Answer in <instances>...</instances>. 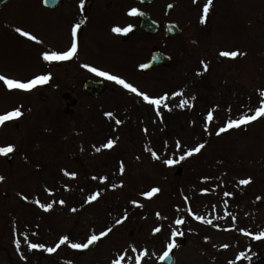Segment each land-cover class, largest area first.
<instances>
[{"label":"rangeland","instance_id":"obj_1","mask_svg":"<svg viewBox=\"0 0 264 264\" xmlns=\"http://www.w3.org/2000/svg\"><path fill=\"white\" fill-rule=\"evenodd\" d=\"M222 1L213 0L206 22H202L207 0H164V7L174 4L172 19L177 18L184 30L174 54L185 59L182 70L186 71L181 72L191 83L181 101L166 99L159 115L156 107L142 100L126 104L123 93L124 108L131 113L115 110L112 120L104 124L107 127L99 132V124L91 123L108 110L106 106L116 96H106L98 109H81L76 117H66L62 114L63 101L54 88L26 97L0 92V114L16 107V103L35 100H31L32 108L21 110L22 117L0 127V147L15 148L10 165L0 155V176L4 177L0 182V264L64 263L63 256L67 255L61 247L55 253H41L42 263L36 261L37 257H29L31 229H26L25 219H32L29 227L39 229L44 241L55 247L61 233L83 239L100 234L105 214H116L117 220L127 215V219L98 241L93 255L84 258L83 264H94L93 256H98L97 263L113 264L121 255V264H160L173 239L177 244L172 249L176 264H254L264 258V239L253 238L264 232V119L236 131L219 132L229 120L253 115L264 104V0H224L223 8ZM36 5L30 0H17L12 8L24 22L28 14L36 12ZM46 31L50 37L44 42L55 49L61 43L55 33ZM10 49L0 46V60L5 57L1 51L9 53ZM183 51H187L188 60ZM222 51L245 55L231 59L221 56ZM13 55L20 62L29 60L17 52ZM31 63L5 74L25 77L42 73L37 60ZM203 63H207L208 71H204ZM170 82L162 76L158 81L135 82L134 86L158 97L171 90ZM184 100L188 103L182 108ZM50 104L55 115L44 107ZM184 111L191 113L185 122L178 116ZM171 113H175L170 116L172 121L167 120ZM48 115L57 117L58 124L41 123ZM39 131L49 136L31 140L29 135ZM110 140L115 141L113 147H105ZM200 144L205 145L200 153L187 156L188 150ZM96 148L101 150L97 152ZM30 155L34 159H28ZM181 156L185 158L181 160ZM167 159L177 163L166 165ZM178 167L183 168L181 176L175 175ZM65 171L76 177L66 176ZM101 174L93 182L95 186L87 187L89 180ZM248 178L252 183L239 184ZM152 188L161 191L150 198L143 195ZM95 191L100 193L99 198L87 202ZM26 195L27 201L23 199ZM38 199H44L45 205L52 203L51 211L40 208L35 202ZM109 202L112 206L108 209ZM196 216L212 223L206 224ZM108 220L114 222L115 217ZM177 220L184 223L177 224ZM157 227L161 229L158 233L154 231ZM173 232L182 235L173 237ZM16 240H20L19 248ZM145 250L148 254L137 262ZM241 253L246 254L244 258Z\"/></svg>","mask_w":264,"mask_h":264},{"label":"flooded vegetation","instance_id":"obj_2","mask_svg":"<svg viewBox=\"0 0 264 264\" xmlns=\"http://www.w3.org/2000/svg\"><path fill=\"white\" fill-rule=\"evenodd\" d=\"M14 1L11 0L8 5L0 9V46L3 49L11 48L9 53L1 51L5 57L0 60V75L2 73L4 77L8 78L6 72L15 70L14 67L19 69L21 64L31 65V62L37 59L43 68L44 75H52L51 69L60 73L55 74L45 88L51 91L52 85L62 87L65 93L71 95L70 101L77 100L76 108H83L86 104L88 110L91 109L94 100L83 93V87L87 80L103 81L106 86L112 88V91L123 87L105 77L97 76L89 70L90 68L94 67L126 80L127 76L116 68L115 60L123 54L130 58L129 53L141 51L143 57L140 62H133L135 76L150 78L154 81H158L162 77L163 68H157L149 73L141 71V65L147 64L155 51H162L165 44L162 23L158 22L159 30L156 34L148 35L140 30V22L137 17L132 20V15H129V12L132 9L131 4L136 0H62L61 4L54 8L45 7L43 0H31L37 4L36 8L40 12L38 17L33 16L31 21L22 23L23 25H21L24 26L22 28H20L19 22H16L14 12L8 10ZM143 10L157 22L156 19L162 11V0H158L150 6H143ZM41 13L44 17L41 16ZM46 20L48 23H45ZM76 24H80V28L73 36ZM128 26L132 27V31L127 34H117L112 31L114 27L123 29ZM17 28L36 36L40 43L21 36L16 31ZM46 30L55 33L57 41L61 43L55 49L44 42L50 37ZM73 42L77 44V54L71 59L59 61V64L54 65L43 59L45 52L64 53L70 50ZM13 52L27 56L29 60L20 62ZM9 62L10 67L8 66ZM32 78L33 76L28 75L27 80ZM19 79L20 76H16V80ZM128 80H126L127 83H134L133 78H128ZM3 84L0 81V91H9Z\"/></svg>","mask_w":264,"mask_h":264},{"label":"snow or ice","instance_id":"obj_3","mask_svg":"<svg viewBox=\"0 0 264 264\" xmlns=\"http://www.w3.org/2000/svg\"><path fill=\"white\" fill-rule=\"evenodd\" d=\"M44 3L47 4L48 3V0H44ZM212 6H213V0H207V3L203 7V17H204V19L202 20V22H206V19L208 17L209 11L212 8ZM81 7H83V5H81ZM129 15H133V16H135V15H142V13H139L137 9L133 8L129 12ZM79 28H80V24H76L75 27H74V29H73V36L76 35V30H78ZM16 31L21 36L27 37L29 40L35 41L37 43H40V41L37 39L36 36L31 35L30 33L26 32V31H23L20 28H17ZM112 31L114 33H117V34H119V33L127 34V33H129V32L132 31V27L131 26H128V27L123 28V29H121L120 27H114L112 29ZM76 54H77V44L75 42H73L70 50H68V51H66L64 53H58V52L48 53V52H45V53H43V59L45 61H48V62L65 61V60L71 59ZM220 55L223 56V57H228V58H231V59H236L237 57H239L241 55H245V53H241L239 51H222L220 53ZM85 67H88V66L85 65ZM147 67H148L147 64L141 65V68H147ZM203 68H204V71H208V65H207V63H203ZM89 70L91 72L95 73L97 76L105 77L109 81H114L116 84L122 85L128 91H130L132 93H136L138 96H142V98H143V100L145 102H147V103H149L151 105L156 106V110H157V114L158 115H159L160 105L168 98L167 95H165L164 97H161L160 99H152L147 94L138 92V90L135 87H133L130 83L125 82V80H123L120 77H117L115 75H111V74H109L107 72H104V71H100V70H98V69H96L94 67L93 68H90ZM51 79H52L51 74H45V75H38V76L32 78L31 80H29L27 82H21V81H18V80H15V79H9V78H6V77L0 75V81H3L4 84L7 86V88L9 90L16 89V90H22V91H25V92H30V91L34 90L37 86L45 85L48 82H50ZM261 95L264 96V92H262ZM187 103H188V101L187 100H184L182 102L181 106H183L184 104H187ZM164 107L167 108L168 105L167 104H164ZM22 115H23V113L20 111V109H16L14 111L8 112L7 114L0 115V127L4 126L5 122L12 121L14 119H19L20 117H22ZM108 115L111 116L112 114L109 113ZM261 117H264V104H262L259 108H257L256 111H255V113L253 115L242 116L239 120H229L228 123L226 124V126L223 127V128H221L219 130V132L220 133H223V132H226V131H228L230 129H233V128H237L238 129V128L241 127V125L250 124L252 122H255L256 120H258ZM208 119L209 120L212 119L211 114H209ZM117 123H120V121H117ZM145 131H147V130H145ZM114 143H115V141L110 140L105 145V147L112 148L113 145H114ZM204 147H205L204 144H200L197 147H195L194 149L188 150L187 156H192L194 153H196V154L200 153L201 150ZM100 150H101L100 148H96V151L97 152H99ZM14 151H15V148H14L13 145H8L6 147H0V155H3V156H7L8 154L13 153ZM152 155H153V157L155 159H159V156L155 152H153ZM184 158H185L184 156H181L180 157L181 160H183ZM164 163L166 165L172 166V165L176 164L177 161L176 160H173V159H167V160L164 161ZM120 171H121V174H123L124 167H123V164L122 163H121V169H120ZM64 174L66 176H71L72 178H75L76 177V174L75 173H68L67 171H65ZM93 179H96V177H93ZM103 179L106 181L107 180V177H104ZM3 180H4V177L0 176V182H3ZM250 183H252L251 178L242 179V180L239 181V184L244 185V186H247ZM120 186L122 187L123 185L121 184ZM113 187H116V186L113 185ZM160 191L161 190L159 188H152L149 192L144 193L143 195H145V196H147V197L150 198L153 195L159 193ZM99 196H100V193L99 192H96V193L92 194L91 196H89L87 198V202L91 203L93 201H96L99 198ZM23 199H25L27 201L28 200V197L25 196V197H23ZM257 199H259V197ZM35 202L44 211H51V209L53 207V204L52 203H49V204L45 205V204L40 203L39 200H37ZM59 203L61 205H64L65 204V201L60 200ZM133 204H137V202L136 201H133ZM137 206L142 207V205H137ZM72 211H76V209H72ZM157 215H159V214H157ZM195 218L198 219V220L203 221L206 224H211L212 223V221H210V220H204V218L201 217V216H196ZM126 219H127V215H125L123 217V219L117 220L116 223L117 224H121ZM176 223L177 224H183L184 221L183 220H177ZM111 231H112V229L109 228L106 231L101 232L99 235H97V234L91 235V237L87 240L86 243H83V244H80V243H71L70 246L73 249H87L94 242L99 241L102 237H106ZM154 231L158 233V232L161 231V229L159 227H157ZM177 235H182V233L173 232V237H175ZM245 235H251V234L246 232ZM253 238L256 239V240L264 239V232H260L258 235H255ZM68 241H69V237L68 236H63L60 239L59 244H57L55 247L45 248V246L43 244H38V243H29L28 246H29L30 249H44L48 253H55L57 251V249L60 247V245H63L65 243H67ZM15 243L17 245V248H19V246H20V240H16ZM167 247H168V251H166L164 253V257H162V258H168L169 253L171 252V250L173 248L177 247V244L175 242V239H173V241L171 243H169ZM224 247L227 248L228 245H224ZM147 254H148L147 253V250H145L143 253H141V255L136 258L137 259V262H139ZM245 255H246L245 253H241L240 254V257L241 258H244ZM248 259H251V257H248ZM122 260H124V256L123 255H121L118 259L114 260L113 261V264H121V261Z\"/></svg>","mask_w":264,"mask_h":264},{"label":"water","instance_id":"obj_4","mask_svg":"<svg viewBox=\"0 0 264 264\" xmlns=\"http://www.w3.org/2000/svg\"><path fill=\"white\" fill-rule=\"evenodd\" d=\"M8 0H0V6L5 4ZM153 0H142V2H146V3H150L152 2ZM142 27L146 30V31H153V27L150 26L151 25V22L149 20L148 17H142ZM181 34V31H179L177 28H175L174 26H170L169 29H168V36L170 37H173V36H176V35H179ZM180 173H181V170H180ZM167 264H173V259H172V256L170 255L169 256V261H167Z\"/></svg>","mask_w":264,"mask_h":264}]
</instances>
